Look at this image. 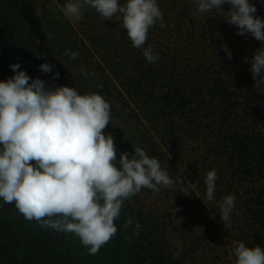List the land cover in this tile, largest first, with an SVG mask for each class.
Returning <instances> with one entry per match:
<instances>
[{
    "label": "trees",
    "instance_id": "obj_1",
    "mask_svg": "<svg viewBox=\"0 0 264 264\" xmlns=\"http://www.w3.org/2000/svg\"><path fill=\"white\" fill-rule=\"evenodd\" d=\"M18 2L34 22L36 35H51L58 48L68 39L69 53L82 51L100 59L96 64L100 80L82 77L87 91L113 96L109 77L113 75L120 88L114 87L119 111L131 108L125 129L132 146L146 140L150 149L169 159V169L174 161L184 164L183 153L193 159L195 168L184 183L195 185L189 193L202 212H211L206 224L210 227L176 226L154 210H145L139 192L130 196L125 204L137 264H235L233 249L238 242L264 248V96L255 90L250 70L261 42L237 35V28L225 21L230 5L199 13L193 0H158L165 26L157 21L148 31L144 47L151 45L159 57L148 63L142 49L132 46L119 14L104 20L85 5L76 18L75 33L61 18L67 0H46L40 4L42 10L34 9L33 0ZM253 2L255 15L264 18V3ZM34 11L39 12L37 17ZM10 15L14 17L0 6V33L6 24L18 32L16 22H7ZM23 26L26 29L24 22ZM222 45L232 53L231 59ZM50 58L53 62L54 55ZM0 62H6L2 55ZM212 170L217 173L216 192L209 202L205 180ZM228 195L235 196V208L226 223L220 220V205ZM192 238L199 248L208 242L211 252L196 258L195 247L188 245ZM187 249L194 256L180 254Z\"/></svg>",
    "mask_w": 264,
    "mask_h": 264
},
{
    "label": "clouds",
    "instance_id": "obj_2",
    "mask_svg": "<svg viewBox=\"0 0 264 264\" xmlns=\"http://www.w3.org/2000/svg\"><path fill=\"white\" fill-rule=\"evenodd\" d=\"M193 2L199 13L230 5L225 21L237 28V35L261 42L250 70L255 90L264 96V18L255 15L253 0ZM85 5L104 20L119 14L132 46L142 49L148 63L159 58L151 45L144 47L149 29L157 21L165 26L158 0H124L122 5L120 0H67L63 11L68 18H78ZM221 50L232 58L226 45ZM77 55L73 52L71 58ZM9 67L14 75L0 81V201L14 204L25 219L41 222L45 229L74 233L94 255L117 233L115 221L126 199L142 188L158 192L159 186L167 188L173 181L159 159L140 147H134V155L125 152L117 160L114 138L103 132L110 124V104L100 94L50 87L19 70L20 63ZM53 67L39 65L45 74ZM58 78L55 73L51 79ZM216 180V171H209L205 180L209 202L215 197ZM185 188L195 185L185 181ZM234 208L235 196L224 197L220 220L230 222ZM131 224L129 219L124 227ZM233 254L235 264H264V248L259 245L238 242Z\"/></svg>",
    "mask_w": 264,
    "mask_h": 264
},
{
    "label": "rangeland",
    "instance_id": "obj_3",
    "mask_svg": "<svg viewBox=\"0 0 264 264\" xmlns=\"http://www.w3.org/2000/svg\"><path fill=\"white\" fill-rule=\"evenodd\" d=\"M18 1L0 0L1 9L14 16L12 18V15H10L7 22H16L18 27V32H16L15 29H11L13 27L11 24H6L4 32L0 33V55L6 59L4 65L0 62V81L7 80L14 75L9 67L10 64L20 63L21 69L19 70L25 71L32 79L39 78L46 81L50 87L67 86L75 88L82 95L90 93L83 85L82 77L89 76L100 80L96 66L100 59L97 56L92 57L81 50V54L73 59L71 53L67 50L68 39L59 43L58 48L57 45H54V37L51 35H46V38L36 35L32 30L34 22L29 20L28 14L19 5ZM33 1V7L36 10L37 7L40 9V4L46 0ZM34 14L37 17L39 12L34 11ZM61 18L63 22L70 24L75 30V17L68 18L62 12ZM74 32L76 33V30ZM48 40L50 43L47 44L46 41ZM50 55H54V63ZM41 56L43 58H40ZM43 63L54 65L51 73L45 74L39 69V65ZM69 65L72 66L71 69L67 68ZM82 72H86L87 75H82ZM55 73H59V78L53 81L51 78ZM109 77L114 82V87L119 90L120 88L117 82L114 81L113 75ZM114 87H112L113 96L108 94L103 97L111 106L110 124L106 126L103 132L114 138L117 160H119L120 154L125 152L130 156L134 155V147H140L150 156L159 159L161 168L168 172L170 179L173 181V184L167 188L159 186L160 190L158 192L161 193L159 197L154 196L156 191L148 188L141 189L139 192L140 199L145 206V210H154L158 215L169 218L176 226L180 224L197 226L199 224V228H209L210 225L209 227L206 225L209 222L207 213L211 216V212L207 209L202 212L192 194L185 188L184 179L188 180L187 175L190 169L195 168L193 159L187 156V153H183L184 164L180 166L173 160L174 162L169 169L167 167L169 159L165 156L163 159L161 151L159 152L158 149L155 151L150 149L151 147L146 140L140 141L139 146H132V137L129 135V131L125 129L128 119L130 120L131 108L125 106V113L119 111V106L115 103L118 92ZM97 94L101 95L100 90L97 91ZM156 152L159 153L158 156ZM145 197L151 198L148 201ZM159 206L162 207L159 208ZM165 207L166 211L162 212ZM136 208H138V205ZM127 220H129V209L124 201L120 216L115 221L118 227L117 233L96 254L91 255L88 249L82 246L79 237L74 233L57 232L51 228L45 229L41 226V222L25 219L14 207V204L0 201V264H137L134 238L129 230L130 225L124 227ZM168 231L170 230L168 229ZM194 236L196 239L198 238L196 232ZM188 241V245L195 247L193 249L196 251V258L202 252H211L208 242H201L199 246L202 248H199V242L194 241V238ZM179 247H176V251L180 249ZM192 253H194L192 250L187 249L180 254L194 256Z\"/></svg>",
    "mask_w": 264,
    "mask_h": 264
}]
</instances>
